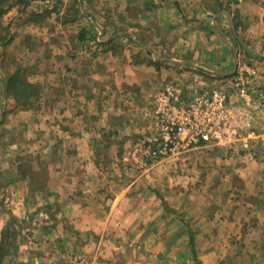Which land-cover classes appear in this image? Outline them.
<instances>
[{"label": "crops", "instance_id": "obj_1", "mask_svg": "<svg viewBox=\"0 0 264 264\" xmlns=\"http://www.w3.org/2000/svg\"><path fill=\"white\" fill-rule=\"evenodd\" d=\"M3 17L0 221L52 208L35 246L58 264L78 249L99 264H264V113L250 148L214 145V182L140 150L162 89L188 100L246 61L264 91V0H30ZM15 73L33 85L28 105Z\"/></svg>", "mask_w": 264, "mask_h": 264}, {"label": "built area", "instance_id": "obj_2", "mask_svg": "<svg viewBox=\"0 0 264 264\" xmlns=\"http://www.w3.org/2000/svg\"><path fill=\"white\" fill-rule=\"evenodd\" d=\"M257 75L254 65L242 61L225 79L227 87H205L188 100L176 89H162L154 108L158 154H183L207 144L235 146L243 142L250 148L258 139L253 110L264 113V91L253 88ZM228 88L236 91L238 101Z\"/></svg>", "mask_w": 264, "mask_h": 264}, {"label": "rangeland", "instance_id": "obj_3", "mask_svg": "<svg viewBox=\"0 0 264 264\" xmlns=\"http://www.w3.org/2000/svg\"><path fill=\"white\" fill-rule=\"evenodd\" d=\"M104 19L105 22H107L110 26L119 25V22L116 21L114 18L108 19L106 16H104ZM2 20L3 22H6L4 17H2ZM4 48L5 47L0 46V57L3 54ZM254 118H255V114H254ZM150 125H151L150 134L147 135L146 138L144 139L142 138L141 140L142 142L140 143L141 145L140 150L145 151L144 153L145 156L147 154L148 157L147 156L146 157L150 159L149 160L150 164L148 165L155 163H159L164 166L165 164H169V165L172 164L175 167V172L180 175H182L183 173H188L190 174V177H194L196 180L198 178L200 180L207 178L209 182H214L215 180H217L216 171L219 169L217 166L219 164V160H221V155L219 154L223 152L224 150L223 147L214 146V144H207L194 148L184 154H176V155H168V156L160 155L158 154L160 153L159 152L160 145L159 142L155 140V136L157 134V127L155 122H151ZM235 147L237 149H240V147L236 145ZM145 162H147V159ZM47 163L48 162L46 161L40 162V168L47 167L48 165ZM43 175L44 177L40 175L39 179L41 180L43 179L44 181H47L49 178L47 177L46 174ZM46 193L53 194V192H49V191H46L45 195H47ZM64 194H66V192H62L58 194V197ZM45 209L46 210H44V208H38V207L20 208L21 213H23V215L12 211L9 214L10 216L6 220L0 221V264H58L59 260H61L58 254L56 256L50 255V257L49 255L43 256L42 254L38 253V248L37 246H35L36 245L35 236L37 232L43 230L46 224H49L50 221L49 219L50 216L52 215V213L50 215L49 212L52 210V208H45ZM41 211H43V214H41ZM28 214L30 215V218L25 219L26 221L23 222L22 217L24 219L26 218V216H28ZM40 217H45V220L41 219ZM63 226H64L63 223H60V227ZM68 226L69 225H67V228L71 229ZM51 227H54V225H52ZM173 239L176 242L175 244L176 246H178V244L181 245L182 243L181 238H179L178 236L177 237L174 236ZM80 241L85 242L86 239L84 237H81ZM96 255L97 253L78 249L73 253H70L69 257L70 259L72 258L74 260L75 264H99L98 261H96L97 260ZM164 256L165 255L162 254V256H158V257L160 259H163ZM158 263H160L159 260ZM191 264H197V262L194 261Z\"/></svg>", "mask_w": 264, "mask_h": 264}, {"label": "trees", "instance_id": "obj_4", "mask_svg": "<svg viewBox=\"0 0 264 264\" xmlns=\"http://www.w3.org/2000/svg\"><path fill=\"white\" fill-rule=\"evenodd\" d=\"M30 0H0V32L2 42L7 38V26L3 25L2 17L6 13V11L16 5L17 3L28 4ZM33 86L31 83L24 80L19 73H15L11 79L10 89L13 90L14 96L21 101L22 104L28 105L31 103V99L33 98L34 91L31 89ZM4 252V251H3ZM5 253V252H4ZM5 255V254H3ZM4 257V256H3Z\"/></svg>", "mask_w": 264, "mask_h": 264}]
</instances>
